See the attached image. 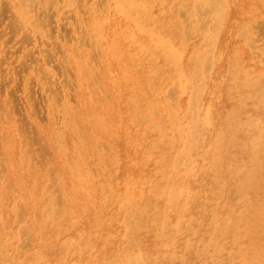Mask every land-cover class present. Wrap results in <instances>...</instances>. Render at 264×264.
<instances>
[{
	"label": "rangeland",
	"instance_id": "obj_1",
	"mask_svg": "<svg viewBox=\"0 0 264 264\" xmlns=\"http://www.w3.org/2000/svg\"><path fill=\"white\" fill-rule=\"evenodd\" d=\"M21 1L0 0V264H137L136 255L138 254L143 260L148 262L147 264H205V262L206 264H214L216 261L214 250L211 247H207L215 229L214 225L232 218L239 221H236V225L228 229L225 237L219 241L224 250L220 254L221 260L219 264H264V176L261 175V171L256 173L255 185L248 189L246 188V192L244 191L242 194V192L239 193L234 190L233 185L229 184L226 177H222L216 183L212 180V175L208 172L210 167L209 159L200 161L199 171L191 177L185 175L188 172L186 166H180L177 171L173 167L174 161L182 163L186 161V155H183L180 147H184V138L189 137L191 135L190 132H192V129L188 128L190 127L191 117L195 113L193 111L194 108L189 105V101L195 86H191L186 90L181 87L183 77H186V79L190 78V68H194L196 65L192 64V55H200L201 49L208 50L202 54V59H204L202 64H198L207 73L203 71L201 79H196L198 83L199 81L205 83L206 91L202 94L203 104L210 106L213 110L214 125L207 127L208 130L201 129L202 125L198 127L199 130L204 131V143L207 144L215 133L222 128L226 116L233 111L238 98L251 92L247 87L241 86L242 81L250 75L264 72V47L262 45L264 44V0L263 2L262 0H228L227 19L223 27L224 32L222 29L218 33L215 48L212 49L209 44L214 43L213 33L206 29L210 25L211 16L208 14L202 15V17L199 16V19L200 17L203 18V21H199L198 16L195 14L196 3L193 0H168L167 2L152 0L153 3H157L152 9H147L152 15L150 22L143 19V17L140 18L136 12L131 10L129 13L126 12L125 15L123 13L125 11L124 6L119 0H115V2L114 0H104L103 3H106L107 6H105L106 4L102 5L100 0V4L96 3L90 6V0H86L92 10L86 9L85 12V8H81L85 13H80L82 10L79 9L80 4L85 3V0L78 2V4L80 3L79 5L66 2L65 0H52L53 4L50 0H25L22 2L23 4L19 3ZM116 3L120 6L116 5ZM75 5L79 8L76 7V10L72 8V11H69ZM106 7L108 8L106 9ZM179 7L180 11H185V8H187L185 12L181 13L178 12ZM94 8H97L96 11H93L95 10ZM120 9L124 11L120 12ZM23 12H25L24 15L27 18H23ZM65 12L66 14L72 13V16L70 14L68 16L69 18L71 16L70 21L67 19V15L65 16L66 19L64 18L62 21L59 19V17L65 15ZM77 12L78 15H76ZM29 14L30 17H28ZM180 15L183 16L181 17ZM73 17L76 20L75 23L79 24V26L81 25L80 27L84 29V32L85 29L88 30L87 33L82 32L81 28L74 23ZM131 17L133 19L136 18V20H132ZM87 18L89 19L87 20ZM94 18L96 19L94 20ZM46 20L47 23H45ZM59 20L61 24L64 21L65 23L67 22V25L64 27L60 24V27L58 25L60 23ZM196 20L199 22H196ZM251 20L254 21V24ZM48 21L53 22L52 26L55 27V30L52 29L54 36L56 35L54 39L53 34L51 36L48 35L49 38L45 36L46 32L51 30H48L51 24ZM133 21L136 22V25L139 24L140 27H136ZM185 21L188 22L187 26H193V29L192 27H189V30L188 27L185 28ZM205 21H207L206 26L201 24ZM41 22L45 23L42 26L49 23L46 27L43 26L44 30L39 24ZM94 22L99 23L100 31L102 30L100 33L96 32V34L94 32L96 30V28L92 27V25H95ZM27 23L29 24L27 25ZM68 23L72 28L68 29L70 26ZM180 24L183 26L182 28ZM201 25L203 29H201ZM76 26L83 34L81 32L77 34L78 30L74 28ZM254 27L256 30H254ZM59 28L63 29V33ZM140 28L145 30V33L139 30ZM149 28L150 30L147 31L146 29ZM176 28H179L178 30L180 31H177ZM247 28H252L256 32L254 34L255 38H262V40H258V45L262 49L259 48L258 51L260 52L261 50L262 52L259 55L248 45V41L243 34ZM57 30L59 35L70 30L71 34L74 33L72 34L74 38L83 37V40H73L68 33L70 31L67 32L69 37H65L66 39L64 40L62 38L63 35L59 36L57 34ZM102 33H105V36ZM99 34L103 36V39L102 36L97 39ZM167 35L171 37L169 38ZM126 37L129 38L127 39ZM164 37L170 39L172 44ZM43 38H46L48 44H53L52 40L57 42L59 46L56 43L55 45L50 44L49 47L52 50L47 49L48 45L45 44L44 41L46 40ZM86 38H88L87 41L85 40ZM159 39L160 41H158ZM63 41H65V44ZM113 41L121 44L122 52L124 53L123 59L115 58V55L110 50L109 45ZM180 41L182 45L179 44ZM261 41L263 42L261 43ZM101 43H103L102 46ZM42 44H45L46 48ZM163 44L165 46L162 48ZM142 45H144V48H142ZM169 45L173 46L172 49H177L179 52L177 60H174L178 67L176 65L171 66L174 65L173 59L169 58V56L166 57L168 54L166 52L167 46ZM75 46L76 51L74 50L73 52L72 50ZM38 48L41 49L40 52L37 51ZM43 48L47 51L49 50L50 52L48 53L50 55L56 51L55 55H52L56 59H60L56 61L54 59L53 62L51 60L53 56L49 57L47 54L46 57L44 56L45 60L49 57L50 59H48L51 61L47 63L48 59L47 61L43 60L44 57L42 55L47 52L42 50ZM54 48L58 49L54 51ZM181 50L182 52L185 51L183 56ZM33 51L39 53H34ZM42 51L45 53H42ZM212 51L213 53H211ZM26 52H33L34 54L32 53V57H30L31 54L27 53V57ZM73 53H79L76 54L77 58ZM25 54L27 59L29 57L32 59V62L23 58ZM90 54L91 56L92 54L94 55L92 59L89 58ZM179 55L183 59L179 58ZM208 56L214 59L212 65L206 58ZM33 57L43 62L40 68H43H41L43 72L46 70L44 74H47L48 79L49 74L52 73L50 76L52 78L49 79V82L50 80L51 84L52 82H57L55 84H57L58 89H61V92L55 88V84L54 88H51L53 84L51 86L49 83L46 84V81L48 82V80L44 79L46 76H43V73L41 75L37 70L39 61L35 58L33 60ZM148 58H150V61ZM258 58L263 59V64L258 61ZM60 60H63V63H60ZM36 61L37 65L34 63ZM77 62H79V65ZM33 63L36 65L35 67H33ZM86 63H89V65ZM26 64L27 66L32 65V68H26ZM52 64H54V68L51 71ZM60 64L63 66L61 69H59ZM157 67L159 68L158 72H160L161 68L163 71L156 74L157 71L155 72V70ZM115 69L116 72H114ZM34 70H36V73L38 72L37 75ZM59 72H64L66 79L63 78V75H59ZM78 72L81 74L88 73L89 76L87 75V78L86 75H81ZM56 73L58 74V79L56 78L55 80L53 78L57 76ZM40 75L43 79H40ZM59 76L63 77L59 78ZM62 79L63 81L65 79L66 82L68 79L69 83L73 85L67 86V83L62 82L64 87L61 86L62 83L60 85V82ZM88 84L95 86L94 91L96 93L93 91L92 94L89 88L91 87L92 89L93 86ZM121 89L123 90L121 91ZM172 90L175 95H172ZM166 92H170L167 94L171 95V99ZM92 95L96 96H94L95 102H92ZM260 98V96L257 97L258 100ZM257 99H252L247 103L245 110L239 113L237 123H245L249 118H252L253 121L259 120L264 116V108H255V105L258 104ZM132 101L133 104H131ZM170 108L172 111L171 115L169 112ZM118 110L121 113L117 112ZM173 118L176 119V122ZM178 120L180 121L178 122ZM170 122H172V125L178 123L182 128L178 125L176 127L172 126ZM184 123L186 124L184 125ZM111 124L113 125L111 126ZM252 130L253 127H247L245 130L240 131L235 136L237 145L242 146L244 133ZM186 134L189 136H186ZM178 135L179 137H177ZM190 144L189 142L188 145ZM200 145L196 148H199ZM201 149L203 150L204 148L201 147L199 149L200 154ZM262 152L264 153V147ZM193 156L195 157V154ZM118 162L120 164H117ZM248 163L249 157L238 154L235 147L227 151L225 164L231 169H236L235 166L237 165L241 168H246ZM78 164H80V174L76 171ZM261 170L264 172V163L261 165ZM171 172L177 178L174 175L172 176ZM83 176L87 178V188L85 190L80 189V191L78 182ZM140 176L142 177L140 178ZM183 181L187 182L186 189L188 194H192V197L196 200L191 202L193 206L188 204V206H184L179 210L187 209L185 214L181 216V223H179L180 215L178 212H174L176 211L175 206L179 202L174 200L173 203L169 192L173 189V186L174 189L175 187L179 188ZM166 187L167 190H165ZM160 188L161 191L159 190ZM83 191L85 192L82 193ZM95 194L96 196H94ZM51 198L55 200L53 201ZM61 198L70 205L64 201L61 203ZM52 201L53 205L58 203L55 209L60 204V206H64L63 204L66 203L68 205L67 208L65 207L67 213H64V210H66L64 207L63 213L60 212L61 207H59L57 214L52 208ZM46 204L51 206L48 208ZM17 205L21 207H19L20 212ZM132 207L136 210L134 211ZM170 208L172 211L168 212ZM42 209L45 211L43 212ZM137 209H140V211ZM159 209H166L167 214L165 213L164 217L158 220ZM15 210H18L19 213ZM49 211H53L50 215L56 213L55 215L58 216H55V218H53L54 215L53 217L51 216L52 220L48 216ZM138 213L139 217L137 216ZM242 218H246V220L241 221ZM166 219L168 220L166 224L168 227H173L177 223L185 227L191 222V231L193 230L192 233L182 235L177 234V231L174 232L173 229L167 230V233H174V241L176 242L174 247L168 249L160 247L162 237L159 235L162 234V229L157 226L159 222H166ZM58 220L60 222L56 223ZM130 220H132V225ZM53 221L55 222L53 223ZM24 231L25 233H22L23 236L20 235L21 233L19 232ZM145 231H147V234ZM26 233L29 235L27 234V236ZM215 237L217 238V235ZM137 247H140V249ZM66 249L70 251V257L64 256ZM202 249L207 254L203 257H197L196 251ZM166 252L171 253L173 256L170 262L167 259ZM223 258L227 259L224 261Z\"/></svg>",
	"mask_w": 264,
	"mask_h": 264
},
{
	"label": "bare ground",
	"instance_id": "obj_2",
	"mask_svg": "<svg viewBox=\"0 0 264 264\" xmlns=\"http://www.w3.org/2000/svg\"><path fill=\"white\" fill-rule=\"evenodd\" d=\"M23 1H25V0H22L21 2H19V3H21V4H23L22 2ZM50 1H52V0H50ZM50 1H49V3H50ZM66 2H69V3H76L77 5H79L78 4V2H80V1H82V0H65ZM84 1V0H83ZM120 1V3L122 4V6H124V14L126 15V12H128L129 13V11L131 10L132 12H136L139 16H140V18L141 17H143V19H146V20H149V22H150V19H151V17H152V15L150 14V12L149 11H147V9L149 8H153L154 6H155V4L157 3H153V1L152 0H119ZM161 1V0H160ZM163 2H167L168 0H162ZM177 1V0H176ZM62 2V1H61ZM64 2V1H63ZM90 6H93L94 4H96V3H99V0H90ZM104 2V0H100V3L102 4V5H104V4H106V3H103ZM114 2H115V0H114ZM173 2V1H172ZM180 2V1H179ZM193 2L194 3H196L194 6L196 7V11H195V14L198 16V19H199V16H201L202 17V15H210L211 16V18H210V25H209V27L208 28H206L207 30H210V31H212V36H213V40H214V43L213 44H209V47L211 46V49L212 48H215V42L217 41L216 40V37H217V35H218V33L223 29V27H224V24H225V22H226V19H227V7H228V0H193ZM262 2H263V0H262ZM49 3H47L48 5H49ZM99 3V4H100ZM177 3V2H176ZM188 3V2H187ZM52 4H53V1H52ZM51 4V5H52ZM98 4V5H99ZM164 4V3H163ZM170 4V3H169ZM182 4H183V1H182ZM186 4V3H185ZM263 4V3H262ZM102 5H99V6H102ZM109 5V4H108ZM116 5H119V4H117L116 3ZM167 5V4H166ZM173 5V4H172ZM179 5V4H178ZM2 6V5H1ZM23 6H26V5H23ZM64 6V5H63ZM90 6H88V3H87V1L85 0V3H83V4H80V8L78 7V6H72L71 7V9L69 10V11H72V8H74L75 10H76V7H78L80 10H82L81 8H85V12H86V9H88L89 11H91L92 10V8L90 7ZM105 6H107V4L105 5ZM104 6V7H105ZM120 6V5H119ZM121 6V7H122ZM18 7V6H17ZM29 7V6H28ZM35 7V6H34ZM103 7V8H104ZM118 7V6H117ZM120 7V8H121ZM182 7H183V5H182ZM45 8V7H44ZM48 8H50L49 6H48ZM77 8V9H78ZM98 8V7H97ZM96 8V9H97ZM108 7H106V9H107ZM123 8V7H122ZM160 8V7H159ZM187 8V7H186ZM186 8H185V11H186ZM203 8V9H202ZM46 9V8H45ZM57 9H59V8H57ZM73 9V10H74ZM78 9V10H79ZM95 9V8H94ZM96 9L95 10H93V11H96ZM148 9V10H149ZM164 9H165V7H164ZM172 9H173V7H172ZM28 10V9H27ZM32 10V9H31ZM42 10V9H41ZM49 10V9H48ZM68 10V9H67ZM66 10V11H67ZM121 9H120V12L122 11ZM163 10V9H162ZM166 10V9H165ZM26 11V10H25ZM36 11V10H35ZM108 11V10H107ZM152 11V10H151ZM184 10H182V11H180V7H179V10H178V12H183ZM184 11V12H185ZM68 12V11H67ZM81 12H83V10L82 11H80V13ZM85 12H83V13H85ZM104 12V11H103ZM117 12H118V10H117ZM119 12V13H120ZM164 12V11H163ZM170 12V11H169ZM73 13H74V11H73ZM93 13H95V12H93ZM98 13V12H97ZM109 13H111V12H109ZM152 13V12H151ZM180 13V14H181ZM192 13V12H191ZM190 13V14H191ZM248 13V12H247ZM25 14V12H23L22 13V15H24ZM37 14V13H36ZM63 14V13H62ZM65 15H62L61 17H59V19L62 21V20H64V18H65V16L67 15V19H69V21L71 20L70 18H71V16H72V13L70 14V12H69V14L71 15L70 16V18L68 17L69 16V14H66V12L64 13ZM164 14V13H163ZM231 14H232V11H231ZM76 15H78V12L76 13ZM95 15V14H94ZM104 15V14H103ZM106 15H108V14H106ZM111 15V14H110ZM119 15H121V14H119ZM118 15V16H119ZM174 15V14H173ZM183 15H184V13H183ZM183 15H180L181 17L183 16ZM204 15V16H205ZM34 16V15H33ZM40 16V15H39ZM42 16H43V14H42ZM50 16V15H49ZM57 16V15H56ZM74 16V15H73ZM89 16V15H88ZM88 16H86V17H88ZM128 16H129V14H128ZM28 17H30V14H29V16ZM76 17V16H75ZM82 17H83V15H82ZM156 17V16H155ZM200 17V19H199V21H203L202 19L203 18H201ZM23 18H27V17H25V15L23 16ZM93 18V17H92ZM121 18V17H120ZM119 18V19H120ZM127 18V17H126ZM132 18V17H131ZM173 18V17H172ZM34 19H35V17H34ZM43 19H44V17H43ZM50 19H54V18H50ZM66 19V18H65ZM73 20H74V23L76 22V20L74 19V17L72 18ZM83 19V18H82ZM84 19H85V17H84ZM83 19V20H84ZM89 18H87V20H88ZM96 18H94V20H95ZM125 19V18H124ZM152 19H154V18H152ZM158 19V18H157ZM174 19V18H173ZM56 20H57V18H56ZM60 20H59V22H60ZM108 20V19H107ZM122 20V19H121ZM132 20H136V18L135 19H133L132 18ZM131 20V21H132ZM175 20V19H174ZM182 20H184V18H182ZM25 21H27V19H25ZM37 21H38V18H37ZM50 21V20H49ZM48 21V22H49ZM67 21V20H66ZM80 21H81V19H80ZM103 21V20H102ZM199 21H197L196 20V22H199ZM251 21H253V20H251ZM261 22H262V20H260ZM40 22V21H39ZM55 22V21H54ZM73 22V21H72ZM124 22H126V21H124ZM134 22V24L136 23L135 21H133ZM142 22V21H141ZM140 22V23H141ZM184 22V21H183ZM186 22V21H185ZM20 23H21V20H20ZM32 23V22H31ZM35 23V22H34ZM45 23H47V20H46V22ZM45 23H43V22H41V23H39V24H41V26H42V24H45ZM49 23H51L50 25H49V29L48 30H50L51 31V33L49 34V32L47 33L46 32V30H45V32H46V34H45V36L46 37H48L49 38V36H51V34H53V31H52V29H54L55 30V27L54 26H52V23L53 22H49ZM48 23V24H49ZM70 24H72L71 22H69ZM68 23V25H70ZM73 23V24H74ZM95 23V25L93 26L92 25V27H94V28H96V30L94 31L95 33L96 32H98V33H100L101 31H100V25H99V23H97V22H94ZM108 23V22H107ZM161 23V22H160ZM29 23H27V25H28ZM48 24H46V25H43V26H47ZM61 22L60 23H58V25L61 27V25H63L64 27L67 25V22L65 23V21L63 22V24H61ZM65 24V25H64ZM76 25H78V27H80L79 26V24H77V23H75ZM109 24H111V23H109ZM126 24H128V23H126ZM138 24V23H137ZM157 24H159V23H157ZM187 24H188V22H186V24H185V28L186 27H188V30H189V27H192V29H193V26H187ZM201 24H203L204 26H206V24H207V21H205V22H202ZM253 24H254V21H253ZM129 25V24H128ZM127 25V26H128ZM136 25V24H135ZM231 25V24H230ZM259 25V24H258ZM32 26V25H31ZM30 26V27H31ZM34 26V25H33ZM42 26V29L44 28ZM62 26V27H63ZM91 26V25H90ZM111 26V25H110ZM109 26V27H110ZM140 27V25L138 24V25H136V27ZM199 26H200V24H199ZM251 26V25H250ZM52 27V28H51ZM54 27V28H53ZM82 27H84V25H82ZM141 27H143V26H141ZM180 27L182 28L183 26L180 24ZM203 26L201 25V29H203L202 28ZM20 28V27H19ZM69 28H72L71 27V25L68 27V29ZM74 28H77V26L76 27H74ZM81 28V27H80ZM79 28V29H80ZM117 28V27H116ZM130 28V27H129ZM146 28V27H145ZM184 28V29H185ZM31 29V28H30ZM98 29H99V31H98ZM102 29V28H101ZM105 29V28H104ZM136 29V28H135ZM155 29H156V27H155ZM161 29V28H160ZM177 29V28H176ZM179 29V28H178ZM177 29V31H180V30H178ZM196 29H197V31H198V28L196 27ZM204 29H205V27H204ZM33 30V29H32ZM44 30V29H43ZM59 30H61V32L63 33V29L61 28H59ZM71 30V29H70ZM70 30H68V31H70ZM77 30H78V28H77ZM81 30H82V32H84L83 30V28H81ZM139 30H142L141 28L139 29ZM147 31L148 30H150V28L149 29H146ZM186 30V29H185ZM254 30H256V28L254 27ZM254 30L252 29V28H247V29H245V31L243 32V34L245 35V38L247 39V43H248V45H250V47H252V49H254V51L256 52V54H258L259 55V53H262L261 52V48H260V45H258V42L260 41L259 39H261L262 40V38L260 37L259 39H257V38H255V36H254V34L256 33V32H254ZM30 31V30H29ZM34 31V30H33ZM68 31H65L64 32V34H65V36H64V34H62L61 35V33H60V35L62 36V38H64V40L66 39L65 37H69L68 35L70 34V37H72V39L73 40H78V41H82L83 39V37L82 38H74L73 36H72V34H74V33H72L71 34V31L70 32H68ZM87 31L88 30H86L85 29V32L84 33H87ZM114 31V30H113ZM118 31V30H117ZM144 31V33H145V30H142V32ZM152 31V30H151ZM193 31V30H192ZM195 31V30H194ZM25 32H27V31H25ZM24 32V33H25ZM38 32V31H37ZM69 34H68V33ZM78 32L80 33L81 31H77V34H78ZM81 32V34H83ZM121 32V31H120ZM161 32V31H160ZM167 32V31H166ZM186 32V31H185ZM223 32H224V29H223ZM29 33V32H28ZM33 33V32H32ZM59 33V31L57 30V34ZM150 33V32H149ZM149 33H146V34H149ZM153 33H155V32H153ZM188 33V32H187ZM190 33V32H189ZM196 33V32H195ZM40 34H42L41 32H40ZM97 34V33H96ZM103 34V33H102ZM105 34V33H104ZM103 34V35H104ZM117 34H119V33H117ZM132 34V33H131ZM156 34H158V32H156ZM156 34H155V36H156ZM169 34V33H168ZM27 35V34H26ZM29 35V34H28ZM37 35V34H36ZM49 35V36H48ZM59 35V34H58ZM59 35V36H60ZM67 35V36H66ZM126 35V34H125ZM140 35V34H139ZM153 36H154V34H152ZM161 35V34H160ZM186 35V34H185ZM188 35V34H187ZM223 35V34H222ZM23 36V35H22ZM42 36V35H41ZM53 36V39H54V37L56 36H54V34L52 35ZM79 36V35H78ZM100 36H102V35H100L99 34V36L97 37V39L100 37ZM105 36V35H104ZM108 36H111V35H108ZM113 36V35H112ZM122 36H123V34H122ZM130 36V35H129ZM162 36V35H161ZM168 36V35H167ZM258 36V35H257ZM30 37V36H29ZM44 37V36H43ZM132 38H133V34H132V36H131ZM135 37V36H134ZM159 37V36H158ZM158 37H157V39H158ZM169 37V36H168ZM171 37V36H170ZM169 37V38H170ZM186 37V36H185ZM188 37H189V35H188ZM59 38H61V37H59ZM58 38V39H59ZM61 38V39H62ZM120 38V37H119ZM127 38V37H126ZM129 38V37H128ZM127 38V39H128ZM149 38H150V36H149ZM165 38V37H164ZM29 39V38H28ZM44 39V38H43ZM60 39V40H61ZM71 39V38H70ZM87 39L88 38H86L85 40L87 41ZM100 39V38H99ZM102 39H103V36H102ZM135 39V38H134ZM144 39H146V38H144ZM156 39V40H157ZM160 39H162L161 37H160ZM160 39L158 40V41H160ZM165 39H168V38H165ZM181 39H183V38H181ZM187 39V38H186ZM37 40V39H36ZM41 40H42V37H41ZM44 40H46V38L44 39ZM43 40V41H44ZM110 40V39H109ZM151 40V39H150ZM169 41H170V43H171V40L170 39H168ZM218 40H220V39H218ZM259 40V41H258ZM24 41V40H23ZM31 41V40H30ZM39 41V40H38ZM70 41V40H69ZM99 41V40H98ZM104 41H105V38H104ZM107 41V40H106ZM158 41H157V43H158ZM169 41H166V42H169ZM183 41V40H182ZM40 42V41H39ZM38 42V44H40ZM45 42V44L46 45H48V47L50 46V44L51 45H55V43H56V45H58L57 44V42H54V41H52L51 40V42H53V44L52 43H49L48 44V42H47V40L46 41H44ZM50 42V41H49ZM62 42V41H61ZM64 42V44H65V41H63ZM68 42V41H67ZM70 42H72V41H70ZM74 42V41H73ZM101 42V41H100ZM99 42V43H100ZM103 42V41H102ZM124 42V41H123ZM139 42H140V40H139ZM138 42V43H139ZM162 42V41H161ZM187 42V41H186ZM263 41H261V43H262ZM141 43V42H140ZM145 43V42H144ZM154 43V42H153ZM218 43V42H217ZM37 44V46H39L40 47V45H38ZM45 44H42V46H45ZM69 44H71V43H69ZM83 44H84V42H83ZM102 44L103 43H101V46H102ZM105 45H106V43H104ZM135 44V43H134ZM133 44V45H134ZM155 44V43H154ZM162 44V43H161ZM172 44V43H171ZM179 44L180 45H182V43H181V41L179 42ZM185 44V43H184ZM63 45V44H62ZM100 45V44H99ZM263 45V47H264V44H262ZM36 46V45H35ZM37 46H36V48H37ZM59 46V45H58ZM64 46V45H63ZM66 46V45H65ZM67 46H69V45H67ZM78 46V45H77ZM110 46V50L112 51V53L115 55V58H117V59H119V58H124V53L122 52V46H121V44H118V43H115V41H113L112 43H111V45H109ZM144 45H142V48H144L143 47ZM156 46V45H155ZM165 45L163 44V46H161L162 48L164 47ZM171 45H169V46H167V55H166V57L167 56H169V58H172L173 59V61L176 59V58H178V54H179V52L177 51V49L175 50V49H172L173 48V46H171ZM186 46V45H185ZM25 47V46H24ZM47 47V49H51V47H49L48 48ZM55 47V46H54ZM79 47V46H78ZM129 47V46H128ZM159 47H160V45H159ZM175 47V46H174ZM44 48H46V46L44 47ZM42 49V50H44V51H47L46 49ZM67 48V47H66ZM259 48L261 49L260 50V52L258 51L259 50ZM58 49V48H57ZM56 48H54L53 50L55 51V50H57ZM62 49V48H61ZM76 49V46L73 48V52H74V50ZM93 49V48H92ZM125 49H126V47H125ZM136 49V48H135ZM153 49V48H152ZM161 49V48H160ZM264 49V48H263ZM28 50V49H27ZM37 50V49H36ZM40 50L41 49H39L38 48V50L37 51H39L40 52ZM52 50V49H51ZM70 50V49H69ZM139 50V49H138ZM141 50V49H140ZM150 50V49H149ZM157 50H158V48H157ZM44 51H42V53L44 52ZM65 51V50H64ZM76 51V50H75ZM105 51H106V49H105ZM147 51V50H146ZM206 51H208V50H204V49H201L200 50V55L199 54H197V55H192V64L194 63V64H196L195 66H194V68H190L191 70H190V74L189 75H191V77L190 78H188V79H186V77H183V79L181 80V82H182V88H183V90H186V89H189L191 86H195V88L192 90V93H191V97H190V103H189V105L191 106V108L193 107L194 108V113L195 114H193V116L191 117L192 119H191V121L189 122V124H190V127L188 128V129H192V132H190L191 133V135L189 136L188 134H186V136H189V137H186V138H184V147H180V150H181V148H182V150H181V152L183 153V155H186V161L185 162H179V161H174V163H173V167H174V170L175 171H177V169L180 167V166H186L187 168H188V172L185 174V175H187V176H194L195 175V173L196 172H198L199 171V162L201 161L202 162V160L204 161V160H206V159H209V162H210V167L208 168V172L209 173H211V175H212V180L216 183V182H218V181H220L221 179H222V177H226L227 179H228V182H229V184H232L233 185V188H234V190L236 191V192H242V194H243V192L245 191L246 192V190L249 188V187H253L254 185H255V179H256V176H257V172H259V171H261V175H263L264 176V172L261 170V165L264 163V153L262 152V148L264 147V116H262L261 117V119H257V120H252V118H249L248 120H247V122H245L246 123V125H245V123H241V124H239V123H237L236 121H238L239 119H238V115H239V113L241 112V111H243V110H245V108L247 107V103L249 102V101H251L252 99H257V97H261L259 100H258V104L257 105H255V108H257V109H260V108H264V72H260V73H258V74H256V75H250V76H248V77H246L243 81H242V84H241V86L242 87H247L249 90H251V92H249L248 93V95H245V96H241V97H239L238 98V100H237V102H236V105L233 107V111H231L230 113H228V115L226 116V119H225V123L223 124V126H222V128L219 130V131H217L216 133H215V135L212 137V139H211V141H209V143H204V135H205V133H204V131L203 130H199L198 129V127L199 126H201L202 125V128L201 129H207V127H212L213 125H214V120H213V110L211 109V107L210 106H205L204 104H203V97H202V94L206 91V89H205V83L204 82H202V81H199V83L198 82H196L197 80L196 79H201V77H202V74H203V71H204V69H203V67H199L198 66V64L199 65H201L202 64V62L204 61V59H202L203 57H202V54L204 53V52H206ZM1 52V51H0ZM34 53L36 52V51H33ZM32 52V53H33ZM39 52H36V53H39ZM48 52H50L49 50L46 52V54H44V55H42V53H40L43 57L45 56L46 57V55L48 54L49 55V57H51V55L52 54H54L53 52L51 53V55H50V53H48ZM68 52V51H67ZM79 52V51H78ZM94 52V51H93ZM135 52H137L136 50H135ZM141 52H142V50H141ZM185 52V51H184ZM184 52H182V50H181V53H182V56H183V53ZM28 52H26V54H27ZM32 53L30 52V53H28V54H31V56L30 57H32ZM33 53V54H34ZM45 53V52H44ZM62 53H64V52H62ZM103 53H105V52H103ZM154 53V52H153ZM211 53H213V51L211 52ZM12 54V53H11ZM26 54H25V57H23L24 59L26 58ZM28 54H27V57H28ZM59 54V53H58ZM65 54V53H64ZM73 54H75V53H73ZM76 54H79V53H76ZM75 54V56H76V58H77V55ZM106 54V53H105ZM108 54H110V53H108ZM145 54V53H144ZM39 55V54H38ZM41 55H39V57H41ZM55 55V54H54ZM54 55H52L53 57H51L52 59V61L54 62V59H55V61L56 60H59V59H56L55 58V56ZM56 55H57V53H56ZM60 55V54H59ZM72 55V54H71ZM100 55V54H99ZM98 55V56H99ZM36 56H37V54H36ZM35 56V57H36ZM61 56V55H60ZM66 56V55H65ZM82 57H83V55H81ZM90 57V59H92V57H94V55L92 54V56H91V54L89 55ZM106 56V55H105ZM110 56V55H109ZM145 56V55H144ZM182 56H180L179 55V58L181 57L182 58ZM207 56V55H206ZM29 57V59H25V60H32L31 58ZM35 57H33V60H35V59H37L38 61H39V65H37V61L36 62H34V63H36V65L38 66V68H37V70H38V72L42 75V73L44 74V72L46 71V70H44V72H43V68L41 69L40 68V66H41V63H43V62H40V60L38 59V58H35ZM38 57V56H37ZM45 57L43 58V60H45ZM48 57V58H49ZM62 57V56H61ZM73 57V56H72ZM130 57V56H129ZM205 57V56H204ZM220 57V56H219ZM35 58V59H34ZM47 58V59H48ZM151 58H153V56H151ZM207 58V60H208V62L210 63V65H212V63H213V61H214V59H213V57H210V56H208V57H206ZM221 58V57H220ZM4 59V58H3ZM3 59H2V61H3ZM6 59H7V57H6ZM47 59L45 60V61H47ZM50 59V58H49ZM48 59V61H47V63H50L51 61ZM63 59V58H62ZM82 59V58H81ZM93 59H95V58H93ZM97 59V58H96ZM103 59V58H102ZM183 59V58H182ZM190 59V58H189ZM216 59V58H215ZM89 60V59H88ZM104 60V59H103ZM114 60V59H113ZM146 60V59H145ZM148 60L150 61V58H148ZM152 60V59H151ZM167 60V59H166ZM177 60V59H176ZM206 60V61H207ZM29 61V63H31ZM42 61V60H41ZM65 61V60H64ZM79 61V60H78ZM83 61V60H82ZM86 61H87V59H86ZM91 61V60H90ZM97 61V60H96ZM110 61H111V59H110ZM120 61V60H119ZM171 61V60H170ZM219 61V60H218ZM257 61V60H256ZM258 61L260 62V63H262L263 62V59H259L258 58ZM24 62H26V61H24ZM52 62V63H53ZM60 63H63V60H60L59 61ZM58 62V63H59ZM114 62V61H113ZM168 62H169V60H168ZM10 63V62H9ZM33 63V64H34ZM46 63V62H45ZM46 63V64H47ZM71 63V62H70ZM78 63V65H79V62H77ZM99 63V62H98ZM171 63V62H170ZM176 62L174 61V65H171V66H177L178 64L176 63ZM224 63V62H223ZM28 64V63H27ZM27 64L25 65V67L27 66ZM46 64H45V66H46ZM75 64V63H74ZM86 64H88L89 65V63H86ZM95 64V63H94ZM103 64V63H102ZM124 64H125V62H124ZM123 64V65H124ZM152 64V63H151ZM151 64H150V66H151ZM205 64H207V63H205ZM218 64V63H217ZM263 64V63H262ZM35 64H34V66L33 67H35L36 66ZM47 65H49V64H47ZM53 65V66H52ZM51 65V67H52V69H51V71L53 70V68H54V64H52ZM61 65V64H60ZM83 65H84V63H83ZM83 65L81 64V66L83 67ZM114 65V64H113ZM32 65H29V66H27L26 68H28V67H31ZM106 66H107V63H106ZM145 66V65H144ZM152 66H153V64H152ZM170 66V65H169ZM182 66V65H181ZM180 66V67H181ZM203 66V65H202ZM49 67V66H48ZM56 67V66H55ZM60 68L59 69H61V67H63L62 65L61 66H59ZM89 67V66H88ZM105 67V66H104ZM132 67V66H131ZM159 67V66H158ZM157 67V69L155 70V72L157 71V70H159V68ZM178 67V66H177ZM209 67V66H208ZM32 68V67H31ZM109 68V67H108ZM142 68H144V67H142ZM34 69V68H33ZM36 69V68H35ZM46 69V68H45ZM121 69V68H120ZM162 69V68H161ZM160 69V72L161 71H163V69L161 70ZM181 69V68H180ZM209 69H211L210 67H209ZM208 69V70H209ZM2 70V69H1ZM55 70V69H54ZM73 70V69H72ZM82 70V69H81ZM100 70V69H99ZM103 70H104V68H103ZM114 70V69H113ZM151 70V69H150ZM175 70V69H174ZM177 70H178V68H177ZM176 70V71H177ZM41 71V72H40ZM50 71V70H49ZM80 71V70H79ZM85 71V70H84ZM182 71V70H181ZM180 71V72H181ZM213 71H214V69H213ZM213 71H211L212 73H213ZM37 72V73H38ZM54 72V71H53ZM87 72V71H86ZM91 72V71H90ZM108 72V71H107ZM114 72H116V69H115V71ZM160 72H156V74L157 73H160ZM178 72H179V70H178ZM177 72V73H178ZM206 71H204V73H205ZM34 73H36V70H34ZM37 73H36V75H37ZM64 72H62V73H58L59 75L61 74V75H63V76H59V78H61V77H63V78H65L66 79V77H65V75L63 74ZM79 73V72H78ZM100 73V72H99ZM207 73V72H206ZM51 74L52 73H50L49 75L51 76ZM58 74L56 73V75L57 76H55L53 79H55L56 80V78L58 77ZM79 74H81V73H79ZM83 74V73H82ZM81 74V75H82ZM170 74V73H169ZM180 74V73H179ZM178 74V75H179ZM36 75H33V76H36ZM40 75V79H43V77ZM75 75V74H74ZM83 75H88V73H85V74H83ZM95 75H97V74H95ZM103 75V74H102ZM105 75V74H104ZM114 75V74H113ZM113 75H112V77H113ZM181 75V74H180ZM43 76H46V78L44 77V79H46V80H48V82L46 81V84L47 83H49L50 84V86H51V88H54V84L55 83H57V82H52V84H51V80H50V82H49V79H51L50 78V76H48L49 77V79L47 78V74L45 75H43ZM89 76V75H88ZM88 76H87V78H88ZM120 76H121V74H120ZM131 76H132V74H131ZM147 76V75H146ZM171 76V75H170ZM186 76V75H185ZM205 76V75H204ZM211 77V76H210ZM39 78V77H38ZM101 78V77H100ZM108 78V77H107ZM114 78V77H113ZM121 78V77H120ZM132 78V77H131ZM164 78V77H163ZM222 78V77H221ZM58 79V78H57ZM64 79V81H63V79L61 80V82H60V85H61V83L63 82V83H67V86L69 85L70 86V84H72V83H69L70 81L67 79V82H66V80ZM71 79V78H70ZM74 79V78H73ZM55 80H52V81H55ZM76 80V79H75ZM77 80H78V78H77ZM178 80H180V79H178ZM39 81H41V80H39ZM74 81V80H73ZM121 81H122V79H121ZM143 82H144V80H143ZM215 82V81H214ZM44 83V82H43ZM62 83V85L61 86H63L64 87V84ZM109 83V82H108ZM177 83H180V82H177ZM197 83V84H196ZM105 84V83H104ZM107 84V83H106ZM111 84V83H110ZM132 84H134V83H132ZM143 84V83H142ZM149 84V83H148ZM219 84V83H218ZM73 85V84H72ZM88 85H90V84H88ZM87 85V86H88ZM150 85V84H149ZM179 85V84H178ZM60 86V87H61ZM90 86H93L92 84L90 85ZM107 86H109L108 84H107ZM121 86V85H120ZM175 86H176V84H175ZM220 86V85H219ZM113 87V86H112ZM116 87V86H115ZM146 87H147V84H146ZM239 87H240V85H239ZM55 88L57 89V90H59V92H61L60 90V88L58 89V87H57V84H55ZM108 88V87H107ZM149 88V87H148ZM150 89V88H149ZM171 89V88H170ZM212 89H214V88H212ZM240 89H241V87H240ZM53 90V89H52ZM69 90V89H68ZM89 90H91V92H92V94H93V91L95 90V86H93L92 87V89H91V87L89 88ZM123 89H121V91H122ZM125 90V89H124ZM127 90V89H126ZM169 90V89H168ZM167 90V91H168ZM182 90V89H181ZM120 91V92H121ZM170 91V90H169ZM173 91V90H172ZM95 92V91H94ZM151 92V91H150ZM84 93V92H83ZM96 93V92H95ZM128 93V92H127ZM167 93H170V92H166V94ZM188 93V92H187ZM60 94V93H59ZM65 94V93H64ZM116 94V93H115ZM114 94V95H115ZM126 94V93H125ZM181 94V93H180ZM213 94V93H212ZM83 95V94H82ZM108 95V94H107ZM113 95V96H114ZM153 95V94H152ZM159 95V94H158ZM168 95V94H167ZM172 95H175L174 94V91H173V94ZM66 96V95H65ZM94 96L95 95H92L91 96V98H92V102L94 101L95 102V98H94ZM112 96V97H113ZM171 95H168V97L171 99V97H170ZM90 97V96H89ZM96 97V96H95ZM98 97H100L99 95H98ZM116 97V96H115ZM119 97V96H118ZM153 97V96H152ZM173 97V96H172ZM176 98V97H175ZM174 98V99H175ZM186 98H187V96H186ZM189 98V97H188ZM107 99H108V97H107ZM60 100V99H59ZM83 100V99H82ZM114 100V99H113ZM112 100V101H113ZM177 100V99H176ZM189 100V99H188ZM61 101H62V99H61ZM99 101V100H98ZM108 101V100H107ZM121 101V100H120ZM185 101H187V100H185ZM100 102V101H99ZM101 102H103V101H101ZM58 103H59V101H58ZM82 103V102H81ZM114 103V102H113ZM121 103V102H120ZM131 104H133V101H132V103ZM54 105V104H53ZM98 106H99V104H98ZM102 106H103V104H102ZM124 106V105H123ZM119 107V106H118ZM55 108V107H54ZM53 108V109H54ZM168 108V107H167ZM166 108V109H167ZM190 108V109H191ZM103 109V108H102ZM120 109H121V107H120ZM155 109V108H154ZM154 111V110H153ZM152 111V112H153ZM192 111V112H193ZM57 112V111H56ZM66 112V111H65ZM117 112H120L121 113V111H117ZM157 112V111H156ZM169 112H170V115H171V113H172V111H171V108L169 109ZM188 112H189V110H188ZM165 113V112H164ZM54 114H56V113H54ZM75 114V113H74ZM114 114V113H113ZM197 114V115H196ZM217 114V113H216ZM123 115V114H122ZM145 115V114H144ZM152 115V114H151ZM187 115H188V113H187ZM196 115V116H195ZM174 116H177V115H174ZM74 117V116H73ZM114 117V116H113ZM179 117V116H178ZM185 117V116H184ZM183 117V118H184ZM99 118H100V116H99ZM123 118V117H122ZM125 118V117H124ZM147 118V117H146ZM180 118V117H179ZM168 119H169V116H168ZM171 119H172V117H171ZM170 119V120H171ZM174 119V118H173ZM122 121V120H121ZM126 121V120H125ZM174 121L176 122V119H174ZM180 120H178V122H179ZM87 122V121H86ZM171 123V125H172V122H170ZM114 124V123H113ZM113 124H111V126L113 125ZM121 124V123H120ZM186 123H184V125H185ZM178 125V123L176 124L175 123V125H172V126H177ZM91 126V125H90ZM121 126V125H120ZM128 126V125H127ZM179 126V125H178ZM92 127V126H91ZM179 127H181L182 128V126H179ZM247 127H253V130L252 131H249V132H245L244 134V142H243V144H242V146H239V145H237V143L235 142V136L240 132V131H243V130H245ZM173 129H174V127H172ZM185 128H186V126H185ZM180 129V128H179ZM92 130H93V128H92ZM113 130H114V128H113ZM172 130V129H171ZM176 130V129H175ZM208 130V129H207ZM118 131H120L119 129H118ZM179 131H181V130H179ZM179 131H178V133H179ZM186 132H187V130H185ZM203 131V132H202ZM78 132H80V131H78ZM95 132H97V131H95ZM99 132V131H98ZM115 132V131H114ZM177 132V131H176ZM184 132V131H183ZM185 132V133H186ZM210 132V131H209ZM75 133V132H74ZM90 133V132H89ZM92 133V132H91ZM130 133V132H129ZM128 133V134H129ZM242 133V132H241ZM103 134V133H102ZM115 134V133H114ZM92 135V134H91ZM97 135V134H96ZM117 135V134H116ZM177 135V134H176ZM210 135V134H209ZM119 137V136H118ZM177 137H179V135L177 136ZM182 137V136H181ZM108 138V137H107ZM91 139V138H90ZM94 139V138H93ZM110 139V138H109ZM178 139V138H177ZM176 139V140H177ZM87 140V139H86ZM95 140V139H94ZM97 140V139H96ZM143 140V139H142ZM113 141V140H112ZM178 141V140H177ZM179 141H181V139H179ZM183 141V140H182ZM66 142V141H65ZM119 142V141H118ZM191 143L190 145H188V143ZM113 143V142H112ZM121 143V142H120ZM177 143V142H176ZM66 144V143H65ZM115 144V143H114ZM175 144V143H174ZM178 144V143H177ZM199 144H201L200 145V147L199 148H196ZM152 145H154V144H152ZM117 146V145H116ZM134 146H135V144H134ZM174 146V145H173ZM178 146V145H177ZM71 147V146H70ZM132 147V146H131ZM201 147H203L204 149L202 150L201 149V154L199 153V149L201 148ZM233 147H235V149H236V151L238 152V154H240V155H246V156H248L249 157V163H248V167H244V168H241L240 166H235L236 167V169H231L229 166H226V164H225V161H226V153H227V151L229 150V149H232ZM117 148V147H116ZM175 148V147H174ZM69 149V148H68ZM77 150V149H76ZM65 151H66V149H65ZM92 151V150H91ZM129 151V150H128ZM119 152H120V150H119ZM122 152V151H121ZM121 154V153H120ZM138 154V153H137ZM193 154H195V157L193 156ZM73 155V154H72ZM118 155V154H117ZM68 156V155H67ZM75 156H76V154H75ZM122 157V156H121ZM149 157V156H148ZM178 157V156H177ZM71 158V157H70ZM73 158V157H72ZM180 158V157H179ZM150 159V158H149ZM178 159V158H177ZM77 160H78V158H77ZM116 160V159H115ZM125 160V159H124ZM176 160V159H175ZM73 161V160H72ZM116 161H118V160H116ZM120 161V160H119ZM137 161V160H136ZM159 161V160H158ZM70 162V161H69ZM73 163H74V161H73ZM133 163V162H132ZM69 164H71V163H69ZM117 164H120L119 162L117 163ZM201 164V163H200ZM76 165V164H75ZM79 166H80V164H78L77 165V172L80 174L81 172H80V168H79ZM136 166V165H135ZM146 167V166H145ZM243 167V166H242ZM150 168V167H149ZM182 168V167H181ZM73 169V168H72ZM144 169V168H143ZM146 169V168H145ZM87 171V170H86ZM133 171V170H132ZM131 171V172H132ZM174 172V171H173ZM85 173V172H84ZM175 173V172H174ZM178 173H179V171H178ZM117 174H119V173H117ZM171 174H172V172H171ZM72 175V174H71ZM145 175V174H144ZM174 175V177H175V174H172V176ZM181 175V174H180ZM180 175H179V177H180ZM183 175V174H182ZM184 175V176H185ZM209 175V174H208ZM87 176H88V174H87ZM138 176V175H137ZM146 176V175H145ZM170 176V175H169ZM76 177V176H75ZM142 176H140V178H141ZM120 178V177H119ZM175 178H177V177H175ZM174 178V180L176 181V179ZM189 178V177H188ZM194 178V177H193ZM73 179V178H72ZM90 179V178H89ZM121 179V178H120ZM182 179H183V177H182ZM182 179H181V181H182ZM77 180H78V177H77ZM131 180V179H130ZM133 180V179H132ZM139 180V179H138ZM63 181V180H62ZM86 181H87V178H85L84 176L83 177H81L80 179H79V186H78V188H79V190L80 189H83V190H85L86 188H87V183H86ZM92 181V180H91ZM140 181V180H139ZM146 181V180H145ZM188 181V180H187ZM196 181V180H195ZM54 182V181H53ZM56 182V181H55ZM59 182V181H58ZM169 182V181H168ZM167 182V183H168ZM189 182V181H188ZM74 183V182H73ZM145 183V182H144ZM123 184V183H122ZM125 184V183H124ZM169 184V183H168ZM186 184H187V182H185V181H183L182 183H181V185L179 186V188H177V187H175V189H174V186H173V184H171V186H173V189H171V191L169 192L170 194H169V196H170V198H172L173 199V203H174V200H178V204L175 206L176 207V211H174L175 213L176 212H178V214L180 215V221H179V223H181V216L182 215H184L185 214V211L187 210V209H185V210H182V211H179L180 209H182L184 206H188V204L189 205H192V203L191 202H193V201H195L196 199L194 198V197H192V194H188V191H187V189H186ZM135 185V184H134ZM179 185V184H178ZM49 186H52V185H49ZM57 186V185H56ZM72 186H73V184H72ZM121 186V185H120ZM126 186V185H125ZM142 186V185H141ZM176 186V185H175ZM130 187V186H129ZM167 187H168V185H167ZM167 187H166V189L165 190H167ZM98 188V187H97ZM131 188V187H130ZM247 188V189H246ZM46 189V188H45ZM94 189H95V187H94ZM128 189V188H127ZM134 189V188H133ZM142 189H144V188H142ZM64 190V189H63ZM73 190V189H72ZM97 190V189H96ZM110 190V189H109ZM139 190V189H138ZM160 191H161V188L159 189ZM81 191V190H80ZM111 191V190H110ZM129 191V190H128ZM169 191V190H168ZM70 192V191H69ZM85 191H83L82 193H84ZM100 192V191H99ZM98 192V193H99ZM163 192H165L164 190H163ZM201 192V191H200ZM89 193V192H88ZM156 193V192H155ZM86 194V193H85ZM84 194V195H85ZM97 194V193H96ZM96 194L94 195V196H96ZM123 194H125V193H123ZM134 194H136V193H134ZM205 194V193H204ZM77 195V194H76ZM80 195V194H79ZM99 195V194H98ZM102 195V194H101ZM142 195V194H141ZM168 195V194H167ZM199 195H202V194H199ZM69 196V195H68ZM75 196V195H74ZM78 196V195H77ZM126 196V195H125ZM133 196V195H132ZM164 196V195H163ZM57 197V196H56ZM67 197V196H66ZM90 197V196H89ZM101 197V196H100ZM143 197V196H142ZM199 197V196H198ZM78 198V197H77ZM81 198H83V197H81ZM86 198H88V197H86ZM123 198H125V197H123ZM132 198H134V197H132ZM239 198H240V196H239ZM238 198V199H239ZM52 199V198H51ZM50 199V200H51ZM62 199V198H61ZM69 199H70V197H69ZM75 199V198H74ZM106 199H107V196H106ZM128 199V198H127ZM166 199H167V196H166ZM171 199V200H172ZM49 200V199H48ZM53 201L55 200V199H52ZM67 200V199H66ZM96 200V199H95ZM133 200V199H132ZM53 201H52V205H53ZM61 201V200H60ZM63 201L64 202H66L65 200H63L62 199V202L61 203H63ZM80 201H81V199H80ZM83 201V200H82ZM107 201H108V199H107ZM144 201V200H143ZM168 201H169V199H168ZM48 202H51V201H48ZM58 202V201H57ZM76 202V201H75ZM136 202V201H135ZM169 202H171V201H169ZM55 203H56V201H55ZM54 203V204H55ZM67 203V202H66ZM65 203V204H66ZM71 203V202H70ZM126 203V202H125ZM132 203V202H131ZM48 204H50V203H48ZM48 204H46L45 206L46 207H50V206H48ZM58 204V203H57ZM56 204V205H57ZM59 204H60V202H59ZM65 204H63L64 206H60L59 205V207H61L60 208V212H62L63 211V209L66 207H68V205L67 204H69V203H67L66 204V206H65ZM79 204H81V203H79ZM167 204V203H166ZM56 205H53L52 206V208H54V210L56 211V213L58 212V210L57 209H59V207H57V209H55V207H56ZM70 205V204H69ZM139 205V204H138ZM174 205V204H173ZM173 205H172V207H173ZM58 206V205H57ZM129 206V205H128ZM142 206V205H141ZM193 206V205H192ZM17 207H18V205H17ZM19 207H20V205H19ZM18 207V208H19ZM64 207V208H63ZM69 207H72V206H69ZM93 207V206H92ZM136 207V206H135ZM17 208V209H18ZM21 208V207H20ZM20 208L18 209L19 210V212H20ZM48 208H46L47 210H49ZM65 208V209H66ZM137 208V207H136ZM140 208V207H139ZM164 208H166V207H164ZM174 208V207H173ZM16 209V208H15ZM35 209V208H34ZM44 209V208H43ZM42 209V210H43ZM62 209V210H61ZM72 210H73V208H71ZM93 209V208H92ZM132 209H133V207H132ZM131 209V210H132ZM18 210H15V211H17V213H19L18 212ZM46 210V211H47ZM53 210V209H52ZM94 210V209H93ZM96 210V209H95ZM134 211L136 210V209H133ZM138 210V209H137ZM144 210V209H143ZM45 210H43V212H44ZM65 212V214L67 213L66 211H67V209L66 210H64ZM83 211V210H82ZM133 211V212H134ZM138 211H140V209L138 210ZM170 211H172V209L170 208V209H168V212H170ZM51 212H53V211H51ZM50 211L48 212V216L51 218V216L53 217V215H54V217L53 218H55V216H58V215H55L56 213H53V215H50V214H52ZM59 212V213H60ZM71 212H73V211H71ZM70 212V213H71ZM63 213V212H62ZM69 213V212H68ZM84 213V212H83ZM128 213V212H127ZM143 213H145L144 211H143ZM165 213H166V209H159V213H158V220L162 217H164V215H165ZM58 214V213H57ZM64 214V215H65ZM73 214V213H72ZM87 214V213H86ZM94 214V213H93ZM97 214V213H96ZM118 214V213H117ZM125 214V213H124ZM167 214V213H166ZM19 215V214H18ZM74 215V214H73ZM142 215V214H141ZM20 216V215H19ZM126 216H128V215H126ZM126 216H124V217H126ZM130 216H132V215H130ZM138 217H139V213H138V215H137ZM136 216V217H137ZM248 216V215H247ZM18 217V216H17ZM107 217V216H106ZM134 218H135V216H133ZM143 217V216H142ZM179 217V216H178ZM243 217V216H242ZM53 218H51L52 220H53ZM167 218V217H166ZM175 218H177V217H175ZM103 219V218H102ZM165 219V218H164ZM104 220V219H103ZM126 220V219H125ZM127 220H128V218H127ZM133 220V219H132ZM132 220H130V223H131V225H132ZM137 220V219H136ZM177 220V219H176ZM244 220H246V218H242L241 219V221H244ZM165 221V220H164ZM167 219H166V222H159L158 223V225L157 226H160V228L162 229V234H160L159 236L160 237H162V240H161V243H160V247H162V248H164V249H168V248H172V247H174V245H175V236H174V233L172 234V233H167L166 231L167 230H174V232H176L177 231V234H179V235H182V234H188V233H192V231H191V226H190V224H191V222L190 223H188L187 225H185V227H182L179 223H177V224H175L173 227H168V225H166L167 224ZM169 221H171V220H169ZM236 221H239L238 219H234V218H232V219H227V220H223L222 222H220L219 224H217V225H214L215 226V229L213 230V234H212V238L209 240V244L207 245V247H211L213 250H214V253H215V259H216V261L214 262V264H219V262H220V260H221V257H220V254L222 253V251H224L223 250V246L220 244V240L221 239H223L224 237H225V235H226V233L228 232V229H230L232 226H234V225H236ZM32 222V221H31ZM55 221H53V223H54ZM58 222H60L59 220L56 222V223H58ZM82 222V221H81ZM102 222V221H101ZM125 222V221H124ZM128 222V221H127ZM155 222V221H154ZM39 223V222H38ZM85 223V222H84ZM126 223V222H125ZM134 223H136V222H134ZM140 223H141V220H140ZM139 224V223H138ZM131 225H129V226H131ZM74 226V225H73ZM98 226V225H97ZM147 226V225H146ZM145 226V227H146ZM238 226V225H237ZM236 226V227H237ZM127 227H128V225H127ZM200 227V226H199ZM30 228V227H29ZM93 228V227H92ZM132 228H133V226H132ZM138 228V227H137ZM101 229V228H100ZM99 229V230H100ZM118 229V228H117ZM146 229V228H145ZM197 229V228H196ZM22 230H23V228H22ZM94 230V229H93ZM98 232V231H97ZM109 232V231H108ZM146 232V234H147V231H145ZM149 232V231H148ZM196 232V231H195ZM19 233H21L20 235H22L23 236V234L25 233V231L24 232H19ZM23 233V234H22ZM144 233V232H143ZM28 233H26V235H27ZM100 234V233H99ZM106 234V233H105ZM104 234V235H105ZM29 235V234H28ZM27 235V236H28ZM42 235V234H41ZM45 235V234H44ZM83 235V234H82ZM81 235V236H82ZM96 235V234H95ZM129 235V234H128ZM195 235V234H194ZM217 235V238L215 237ZM21 236V237H22ZM124 236H126V235H124ZM20 237V238H21ZM25 237V236H24ZM45 237V236H44ZM96 237V236H95ZM26 238V237H25ZM42 238V237H41ZM104 238V237H103ZM129 238V237H128ZM93 239V238H92ZM96 239V238H95ZM189 239V238H188ZM24 240V239H23ZM83 240V239H82ZM81 240V241H82ZM90 240V239H89ZM25 241V240H24ZM88 241V240H87ZM144 241H145V239H144ZM22 242V241H21ZM73 242V241H72ZM130 242V241H129ZM94 243V242H93ZM81 244V243H80ZM92 244V243H91ZM145 244V243H144ZM23 245V244H22ZM73 245V244H72ZM98 245V244H97ZM120 245V244H119ZM146 245V244H145ZM144 245V246H145ZM200 245V244H199ZM108 246V245H107ZM127 246V245H126ZM139 246V245H138ZM23 247V246H22ZM91 247V246H90ZM112 247V246H111ZM118 247V246H117ZM18 248V247H17ZM126 248V247H125ZM137 248H139L140 249V247H137ZM69 249V248H68ZM73 249V248H72ZM82 249V248H81ZM154 250V249H153ZM133 251V250H132ZM70 251L68 250L67 251V249H66V251H65V253H64V256L65 257H70V253H69ZM139 252V251H138ZM197 253H196V256L197 257H203V256H205L206 254H207V252H205V250L204 249H202V250H198V251H196ZM3 253V252H2ZM53 253V252H52ZM141 253V252H140ZM51 254V253H50ZM166 254H167V259H168V261L170 262L172 259H173V256H172V254L171 253H168V252H166ZM257 254V253H256ZM2 255V254H1ZM53 255V254H52ZM164 255H165V253H164ZM134 256V255H133ZM137 257V261H138V263H137V261H136V263L137 264H147L148 262L147 261H145V260H143L141 257H140V255L138 254V255H136ZM263 256H264V254H263ZM54 257V256H53ZM56 257V256H55ZM121 258V257H120ZM227 258H223V260L225 261ZM59 260H60V258H59ZM69 260V259H68ZM117 260V259H116ZM136 260V259H135ZM206 260V259H205ZM112 261V260H111ZM122 261V260H121ZM57 262V261H56ZM202 262V261H201ZM60 263V262H59ZM131 263V262H130ZM132 264V263H131ZM150 264V263H149ZM153 264V263H152ZM187 264V263H186ZM205 264H206V262H205ZM213 264V263H212Z\"/></svg>",
	"mask_w": 264,
	"mask_h": 264
}]
</instances>
